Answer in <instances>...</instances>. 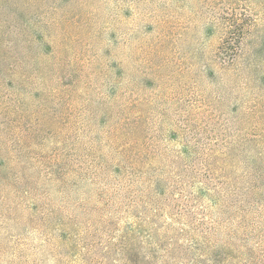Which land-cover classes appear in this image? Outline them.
Listing matches in <instances>:
<instances>
[{"label": "rangeland", "instance_id": "obj_1", "mask_svg": "<svg viewBox=\"0 0 264 264\" xmlns=\"http://www.w3.org/2000/svg\"><path fill=\"white\" fill-rule=\"evenodd\" d=\"M0 264H264V0H0Z\"/></svg>", "mask_w": 264, "mask_h": 264}]
</instances>
